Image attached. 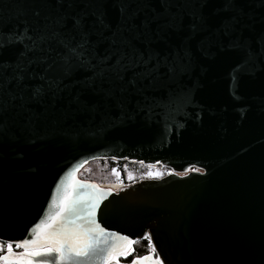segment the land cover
<instances>
[{
	"label": "water",
	"instance_id": "water-1",
	"mask_svg": "<svg viewBox=\"0 0 264 264\" xmlns=\"http://www.w3.org/2000/svg\"><path fill=\"white\" fill-rule=\"evenodd\" d=\"M60 11L87 16L81 55L67 60L57 41L0 50V242L35 239L66 191H100L92 219L121 250L149 237L160 261L144 264H264V0H64ZM56 12L0 0V29ZM178 85L191 97L179 108ZM98 160L171 173L115 191L79 177Z\"/></svg>",
	"mask_w": 264,
	"mask_h": 264
},
{
	"label": "snow or ice",
	"instance_id": "snow-or-ice-1",
	"mask_svg": "<svg viewBox=\"0 0 264 264\" xmlns=\"http://www.w3.org/2000/svg\"><path fill=\"white\" fill-rule=\"evenodd\" d=\"M34 2L43 7L56 6L57 12L54 16H45L44 24L36 28L29 26L15 30L0 29V50L19 46L22 50L31 53L45 42L57 41L63 45L67 60L70 61L73 57L81 55V49L85 48L87 41V16L77 13L72 17L60 11L64 7V0H34ZM75 2L76 0H73V3ZM224 2L226 7H234L237 0H224ZM95 23L104 25L105 21L100 16L96 18ZM193 23H196L195 18ZM206 24L207 21L201 14L198 26L203 27ZM223 30L237 31L238 18L237 23L224 24ZM76 36L80 39L74 44ZM249 63V57L245 53L244 59L234 65L233 75L242 77L246 70L245 66ZM187 67L188 65H184L185 70ZM176 71L174 67L173 75ZM39 92L40 89H36V94ZM170 102L178 108L187 106L191 102L189 90L178 85L171 92ZM3 107V103L0 102V110ZM148 175L151 176L152 173L149 172ZM93 187L95 188V185ZM97 196H103V192L98 191L89 199L83 200L66 191L60 202V211L51 217L49 223L36 226L40 229L37 237L15 242V248H23L24 252H14L12 242L8 243L6 252L0 246V253H3L0 254V264H34L35 257L41 258L38 264H77L80 258H94L101 264H119V259L127 258L132 254V250H121L117 241L113 239L116 234L105 235V229L92 219L97 210ZM147 259L148 257H135L131 260V264H144Z\"/></svg>",
	"mask_w": 264,
	"mask_h": 264
},
{
	"label": "trees",
	"instance_id": "trees-1",
	"mask_svg": "<svg viewBox=\"0 0 264 264\" xmlns=\"http://www.w3.org/2000/svg\"><path fill=\"white\" fill-rule=\"evenodd\" d=\"M146 171V166L128 161L98 160L89 163L79 173V177L85 181L96 182L101 187L118 191L139 181L150 179V177L144 175ZM127 172L133 173L135 178L130 179ZM131 250L132 254L127 258H120L123 261L122 264H131V260L135 257H148L155 253L149 237L138 241Z\"/></svg>",
	"mask_w": 264,
	"mask_h": 264
},
{
	"label": "rangeland",
	"instance_id": "rangeland-1",
	"mask_svg": "<svg viewBox=\"0 0 264 264\" xmlns=\"http://www.w3.org/2000/svg\"><path fill=\"white\" fill-rule=\"evenodd\" d=\"M136 164H138V163H136ZM141 165H143V164H141ZM144 166L147 167V171L145 172L144 175L150 177V179L162 178V177L167 176L171 172L169 169H167V168H165L163 166H147V165H144ZM149 172L152 173L151 176L148 175ZM127 176L130 179H134L135 178V175L133 173H131V172H127ZM13 251L22 253L21 251H16L14 249H13ZM154 252H155V250H154ZM148 258H155L158 261H160V258L157 255V253H153V254L149 255ZM122 263H123V261H121L119 259V264H122Z\"/></svg>",
	"mask_w": 264,
	"mask_h": 264
},
{
	"label": "built area",
	"instance_id": "built-area-1",
	"mask_svg": "<svg viewBox=\"0 0 264 264\" xmlns=\"http://www.w3.org/2000/svg\"><path fill=\"white\" fill-rule=\"evenodd\" d=\"M7 245L8 244H5V243H1L0 242V246H2L3 247V249H4V251L6 252V250H7ZM16 251H19V250H17V249H15ZM1 254V253H0Z\"/></svg>",
	"mask_w": 264,
	"mask_h": 264
},
{
	"label": "flooded vegetation",
	"instance_id": "flooded-vegetation-1",
	"mask_svg": "<svg viewBox=\"0 0 264 264\" xmlns=\"http://www.w3.org/2000/svg\"><path fill=\"white\" fill-rule=\"evenodd\" d=\"M171 173V172H170ZM169 173V174H170ZM13 249L15 250V249H17V248H15V246H13ZM17 250H19V251H21V252H24V250H22L21 248L20 249H17Z\"/></svg>",
	"mask_w": 264,
	"mask_h": 264
},
{
	"label": "crops",
	"instance_id": "crops-1",
	"mask_svg": "<svg viewBox=\"0 0 264 264\" xmlns=\"http://www.w3.org/2000/svg\"><path fill=\"white\" fill-rule=\"evenodd\" d=\"M1 254H3V253H1Z\"/></svg>",
	"mask_w": 264,
	"mask_h": 264
}]
</instances>
